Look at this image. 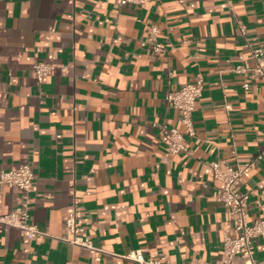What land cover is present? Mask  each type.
Wrapping results in <instances>:
<instances>
[{
  "label": "crops",
  "instance_id": "0c3cea01",
  "mask_svg": "<svg viewBox=\"0 0 264 264\" xmlns=\"http://www.w3.org/2000/svg\"><path fill=\"white\" fill-rule=\"evenodd\" d=\"M155 23L162 55L142 45ZM258 47L264 0H0V170L32 165L31 221L49 234L0 224V264H138L124 257L135 249L170 264L221 258L234 232L213 160L263 153L239 190L248 219L264 218V83L233 70ZM38 60L55 66L41 84ZM199 76L191 153L170 154L161 126H184L166 93ZM24 198L0 183V214ZM74 208L97 249L56 237ZM253 247L264 263V239Z\"/></svg>",
  "mask_w": 264,
  "mask_h": 264
},
{
  "label": "built area",
  "instance_id": "2783aa9c",
  "mask_svg": "<svg viewBox=\"0 0 264 264\" xmlns=\"http://www.w3.org/2000/svg\"><path fill=\"white\" fill-rule=\"evenodd\" d=\"M121 5L138 4L144 5L151 1L160 0H119ZM241 33L246 35V26L239 22ZM147 37L142 45L149 46L154 54L162 55L167 51L166 44L159 40L160 27L152 24ZM253 65L250 68L244 66L234 67L235 72L251 74L264 83V48L252 49ZM55 66L49 62L38 60L33 65V72L41 84L46 76L53 73ZM244 88L249 89L250 83L245 81ZM204 89V80L201 76L192 83H187L178 89L168 90L166 100L180 113V120L184 129L177 127L161 126L162 134L166 140V150L170 154H190L187 145V137L195 135L193 122V112L197 99ZM263 158V153L259 154L252 162L246 165H239L234 168L222 160H213L211 167L213 176L222 182L221 192L218 200L221 201L231 219L234 235H226L223 242V252L221 258L214 261L204 259H194L190 264H235L236 259L241 256L245 264H264L254 256V241L257 238L264 239V218H257L253 221L248 219V199L249 193L239 190V186L244 179L249 176L253 163ZM36 174L31 164H22L8 169L0 170V183L7 184L15 191L25 194L24 201L5 214H0V224L11 226L22 231V233L35 240L41 236L49 235L42 231L31 221V192L35 188ZM60 240L70 242L75 245L84 246L90 249H97L85 230L77 222V211L74 208L64 222V228L60 235L56 236ZM127 259L138 264H170L166 253L161 252L157 257L147 256L141 249H135L124 255Z\"/></svg>",
  "mask_w": 264,
  "mask_h": 264
}]
</instances>
